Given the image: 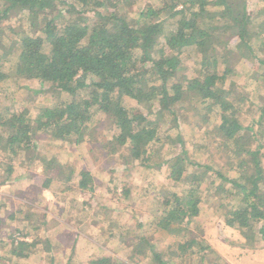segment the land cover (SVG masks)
<instances>
[{
    "label": "trees",
    "instance_id": "1",
    "mask_svg": "<svg viewBox=\"0 0 264 264\" xmlns=\"http://www.w3.org/2000/svg\"><path fill=\"white\" fill-rule=\"evenodd\" d=\"M137 1L0 0V23L11 12H26L29 27L44 35H29L27 27L14 40L12 29L0 27V48L6 45L4 32L10 31L18 51L16 63L8 67L0 54V83L37 85L36 90L22 86L20 98L7 106L0 103V179L11 184L23 177L27 187H34L35 178L43 176L39 189L74 187L71 197L84 196L82 202L71 200V207L84 212L78 223L94 216L114 241L134 244L141 256L136 264H207L215 253L213 264H222V252L196 236L187 240L184 232L199 230L203 198L216 191L220 201L234 200L230 207L221 204L229 212L228 225L239 219L242 240L229 252L230 264H264V97L254 91L264 74V0H257L254 12L249 7L254 0H157L135 7ZM256 15L263 18L260 24L252 20ZM234 55L239 61L231 66ZM240 64L246 68L243 81H238ZM51 88L60 93L32 115L25 98ZM255 100L261 101L257 110ZM140 106L145 116L138 118ZM105 115H111L109 141L97 135V122ZM182 117L196 126L191 139L196 147L189 153L180 132L175 133L179 151L159 165L167 168L164 193L156 194L162 196L163 208L145 224L138 210H130V230L123 231L112 214L102 217L88 169L58 155L37 153L36 137L45 132L64 150L100 143L106 157L119 154L134 168L149 169L151 154L159 155L163 148L153 151L163 140L159 135L163 129L176 131ZM135 118L142 121L138 124ZM123 190L132 201L129 189ZM158 233L181 236L165 252L158 248ZM59 234L47 242L50 250L60 248ZM32 246L12 245V254L26 260ZM74 256L73 248L64 264H74ZM49 258L46 264H54ZM84 264L129 262L100 257Z\"/></svg>",
    "mask_w": 264,
    "mask_h": 264
},
{
    "label": "rangeland",
    "instance_id": "2",
    "mask_svg": "<svg viewBox=\"0 0 264 264\" xmlns=\"http://www.w3.org/2000/svg\"><path fill=\"white\" fill-rule=\"evenodd\" d=\"M154 2H157V0H138L135 7H142L146 3ZM258 4L259 2L257 0H254V2L251 1L249 7L252 12L258 8ZM26 14V12L18 14L15 11L11 12L9 16L3 19L0 23L1 28H6L5 30L12 29V34L14 35L13 36L9 33L10 31L4 32L6 34H4L5 36L3 35L4 39L6 38V45H4L2 49L0 48V54L6 60L5 67L10 66L11 64L14 65L17 61L18 51L15 49L14 43L10 41V38L13 36L14 40H19L21 32L29 27L31 19ZM252 20L255 22L258 20V24H260L263 21V18L260 15H256ZM260 26L264 31V24H260ZM28 34L39 35L40 33L35 28H30ZM0 36H2L1 33ZM39 36L44 38L43 34H40ZM47 49L49 51L48 45ZM187 51H189V49L184 50V52ZM238 61L239 58L234 55V57L230 60V65L235 66L238 64ZM189 65L191 66L190 62ZM245 71L246 68L240 64L237 69L239 76L238 81H243ZM176 79H178V77ZM22 86L32 88L33 90L37 89L36 82L34 81L27 83L25 81L20 82L6 80L0 83V103L3 106H7L10 102L19 99L20 88ZM27 90L29 91L31 89ZM254 91L256 93L260 92V94L264 97V74L258 79ZM55 93L58 94L60 91L51 88L43 91V93H37L34 97L27 96L25 100H30L26 104L29 106L31 114L35 115L45 108L50 103L51 98ZM260 102L261 101L255 100L253 105L255 110H257L258 106H260ZM16 106L17 105H15V107ZM143 106H140L135 111L138 118H140L141 115H144L145 106ZM109 116H102L97 122V125H99L97 135L102 138H106L107 141H109L113 135L108 129L110 128L111 122ZM147 117L151 118V116ZM138 118H135V122L139 124L142 120ZM195 128L196 126L193 125L192 120L182 117L178 121V129L176 131L173 129V131L163 129L162 134L159 135V137L163 140L160 143L155 144L156 147L153 148V151L160 148L161 145H163V148L157 150L160 152L159 155L151 154L149 161V165L151 167L149 169L146 167H140L139 165L135 166V164L134 166L136 168H134L132 164L130 165L128 162L126 163L123 159L119 158V154H113V156L106 157L104 153L98 149L100 143L85 142L73 149L64 150V148L60 147V143H57L59 141L54 140L50 134L45 132H40L36 137L39 144V150L37 153L39 157L45 156L48 158H51L53 155H58L57 157L68 160V164L76 161L80 169H88L93 177L92 186L94 201L102 205L103 208V210L100 211L102 217L108 213L112 214V221L122 225L124 231V229L128 226V230H130V226L133 224V221L130 218V210H138L143 224L152 222L154 220L152 219L154 215L162 210L164 205L160 201L162 196L158 199L156 194L162 195L164 193L163 191L166 186L165 177L167 175V168L159 165L164 159L172 157L179 151L180 145L174 140L175 133L177 132H180L181 145L186 147L189 153L194 147H196L194 141L191 140ZM166 148L168 149L164 151ZM201 161H199V163ZM127 168L130 169L127 170ZM18 173L19 172H17V174ZM24 179L25 178L22 177L19 182L13 181L11 184L0 179V264H40L42 259H44L47 263L49 258L47 254L50 251V254L57 253V259L54 264H64L72 250V247L70 248L69 246L72 245L71 239L73 238V234L70 232L68 233V235L70 234L69 239L66 237L68 240L64 237L61 238L62 242L69 243V246L62 248L61 250L58 248H51L50 250L47 242L49 240L53 241V239L49 237L47 228L48 225L51 224V220L54 217L58 220L56 222H60V217L58 215L60 212L64 213L65 210L68 212L67 215L70 216L69 218L67 217L70 219L68 225L79 227L82 231L85 229V232H82V236L87 235L86 232H88V235H96V241L93 240L94 238L89 237L88 243L85 241L79 242L78 240L73 242L75 254L73 257L74 264H84L88 259H97L100 258V256L119 258L129 262V264L134 263H130L132 258L134 261L141 259V256L137 254V252H134V249H137L134 244L122 245L118 240L114 241L113 238L108 236L107 227H105L103 223L98 222L94 216L91 217L90 215L82 222V224H80V222L78 223L81 219L80 215L84 212L83 210L71 207V200L78 198V200L82 202L84 196H79V194L75 193V196L71 197V193L75 192L74 187L73 189L70 188V190H72L68 194L65 190L61 191L62 189H60V191L55 189H39L38 186L42 183L43 176L35 178V182L38 184L34 185V187H27V185L24 184ZM208 180L209 179H204L203 184H208ZM13 187L17 189H13ZM124 188L129 189L128 193L132 201L124 198ZM147 189L150 191L147 192ZM207 192L208 189L204 191L206 194ZM141 198L142 201H139ZM220 199L221 197L216 191H214L210 196L206 195L205 199L203 198L200 216L198 217L200 224L199 230L192 227L190 229L191 233H188L189 231L187 230L184 232L187 236V240H191L195 236L205 240L212 249L216 248L219 252H222V254H220V259L224 261L222 264H230L228 260V257H230L229 252L237 249L234 243L242 240V237L237 227L239 219L233 226L228 225V218L230 217H227V213L229 212L221 206L224 202L226 207H230L233 205L234 200H231V198L228 197L227 200L222 202ZM139 204L140 207L138 206ZM169 207H172V204H170ZM84 209H87L88 211L89 206H84ZM64 217L65 216L61 214V218ZM16 233H20L24 237L26 236L28 242L31 241L30 237L32 238L33 243L30 245H33V248L30 251V254H33V252L37 250L36 253H39L44 257L40 259L39 255L32 258L30 255L26 259L32 258L33 261L31 260L27 262L24 261L25 259L23 260L15 257L12 254L14 249H12L11 246H16L13 240ZM29 233L30 235H28ZM88 235L86 237H88ZM156 236L157 238H155L158 241L159 250L170 252V246H174L173 240L176 237L180 238L179 236L181 235L180 233L167 235L165 233H158ZM131 256L132 258L130 259ZM215 258L216 253L215 255H210L207 258V264L215 263Z\"/></svg>",
    "mask_w": 264,
    "mask_h": 264
},
{
    "label": "crops",
    "instance_id": "3",
    "mask_svg": "<svg viewBox=\"0 0 264 264\" xmlns=\"http://www.w3.org/2000/svg\"><path fill=\"white\" fill-rule=\"evenodd\" d=\"M67 193L69 194L70 193V190H68L67 191ZM55 208V207H54ZM69 208H71V207H69ZM49 209H51V208H49ZM85 210V209H84ZM51 211V210H50ZM67 211L65 210L64 211V213L63 212H60V214L58 215L60 218H61V214L62 215H64L65 217L64 218H61V220H60V218H59V221L60 222H56V221H58V220H56V218L54 217V218H52V220H51V224L50 225H48V228H47V232L49 233V237L51 238V239H53V238H55L56 237V235L57 234H59L58 235V237H64L65 239H66V237L69 239L70 238V234L68 235V233L70 232V233H72L73 234V238L71 239V243H72V245L71 246H69V243H66V242H62V244H61V246H60V248L59 247H57L56 245H54V247L53 248H55V249H57V248H59L60 250L62 249V248H64V247H66V246H69L72 250H73V242L74 241H79V242H83V241H85L86 243H88L89 242V236L88 237H86L87 235H84V236H82L83 235V231L85 230H81V228H79V227H74V226H72V225H68V222H70V219H68L70 216H68L67 215ZM48 214V213H47ZM56 215V214H55ZM68 217V218H67ZM88 218V217H87ZM86 218V219H87ZM58 219V218H57ZM85 219V220H86ZM80 224H82V222L80 223ZM66 232V233H65ZM28 235H30V233L28 234ZM52 235V236H51ZM30 239H31V241L30 242H28V241H25L27 244H32L33 242V240H32V238L30 237ZM68 239H66V240H68ZM93 240H95V238L93 239ZM96 241V240H95ZM16 245V244H15ZM60 250H58V251H60ZM72 250H71V252H72ZM36 251L37 250H35L34 252H33V254H29V256L31 255L32 256V258L35 256V257H37V256H39V258L40 259H42V257H44V256H41V254H39V253H36ZM100 251V250H99ZM98 251V252H99ZM70 252V251H69ZM71 252L69 253V255H68V257H70V254H71ZM51 253V251L50 252H48V256H50V258H52L53 260H54V263H55V261H56V257H57V253H52V254H50ZM104 255V254H103ZM101 257V256H100ZM32 258H30V259H26V260H24L25 262H27V261H33V259ZM49 258V259H50ZM41 263L40 264H46V261L44 260V259H42L41 261H40ZM51 262V261H50ZM50 264V263H49Z\"/></svg>",
    "mask_w": 264,
    "mask_h": 264
},
{
    "label": "built area",
    "instance_id": "4",
    "mask_svg": "<svg viewBox=\"0 0 264 264\" xmlns=\"http://www.w3.org/2000/svg\"><path fill=\"white\" fill-rule=\"evenodd\" d=\"M14 240V244H18L24 241H28V239L26 238V236L24 237L22 234L20 233H16L13 237Z\"/></svg>",
    "mask_w": 264,
    "mask_h": 264
}]
</instances>
